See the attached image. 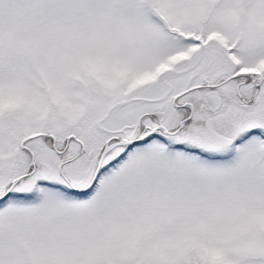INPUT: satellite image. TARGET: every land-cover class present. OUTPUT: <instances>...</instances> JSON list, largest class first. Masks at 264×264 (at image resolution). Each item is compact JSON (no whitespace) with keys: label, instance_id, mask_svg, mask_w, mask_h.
Returning <instances> with one entry per match:
<instances>
[{"label":"snow or ice","instance_id":"1","mask_svg":"<svg viewBox=\"0 0 264 264\" xmlns=\"http://www.w3.org/2000/svg\"><path fill=\"white\" fill-rule=\"evenodd\" d=\"M0 264H264V0H0Z\"/></svg>","mask_w":264,"mask_h":264}]
</instances>
